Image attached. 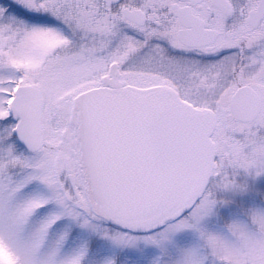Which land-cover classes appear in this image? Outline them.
Wrapping results in <instances>:
<instances>
[{"label": "snow or ice", "instance_id": "snow-or-ice-1", "mask_svg": "<svg viewBox=\"0 0 264 264\" xmlns=\"http://www.w3.org/2000/svg\"><path fill=\"white\" fill-rule=\"evenodd\" d=\"M0 264H264V0H0Z\"/></svg>", "mask_w": 264, "mask_h": 264}]
</instances>
